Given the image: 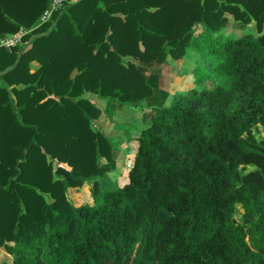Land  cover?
I'll return each mask as SVG.
<instances>
[{
  "label": "trees",
  "instance_id": "trees-1",
  "mask_svg": "<svg viewBox=\"0 0 264 264\" xmlns=\"http://www.w3.org/2000/svg\"><path fill=\"white\" fill-rule=\"evenodd\" d=\"M48 4L0 0V38ZM230 18L257 34L211 35ZM198 25L220 82L150 106L128 182L99 193L116 145L87 93L151 100ZM0 247L3 264H264V0H68L0 47Z\"/></svg>",
  "mask_w": 264,
  "mask_h": 264
},
{
  "label": "rangeland",
  "instance_id": "rangeland-1",
  "mask_svg": "<svg viewBox=\"0 0 264 264\" xmlns=\"http://www.w3.org/2000/svg\"><path fill=\"white\" fill-rule=\"evenodd\" d=\"M39 19L35 23L38 25ZM246 32L257 34L254 23L241 25L230 18L227 26L220 31L211 32L212 36L231 35L239 37ZM195 42L188 47L186 54L180 59L169 58L168 62L156 72L160 75L159 90L151 100L136 102L105 98L94 93H87L92 100L102 108L101 117L94 122L116 145V167L105 175L98 177L99 193L114 190L128 182L126 170L133 163L138 142L136 137L149 125L144 120L150 106H168L173 94L190 88L212 87L220 82L216 71L214 52L207 51L210 39L203 25L194 29ZM164 93L166 95H164ZM92 181H87L83 187L69 188L68 196L74 205L93 204ZM12 255L4 247H0V264L11 261Z\"/></svg>",
  "mask_w": 264,
  "mask_h": 264
},
{
  "label": "built area",
  "instance_id": "built-area-1",
  "mask_svg": "<svg viewBox=\"0 0 264 264\" xmlns=\"http://www.w3.org/2000/svg\"><path fill=\"white\" fill-rule=\"evenodd\" d=\"M68 2V0H49L48 6L39 17L38 25H34L29 30L21 29L19 33L9 34L0 38V47L11 48L22 42L23 36L29 31L33 30L42 23H47L52 20L55 13L59 12Z\"/></svg>",
  "mask_w": 264,
  "mask_h": 264
}]
</instances>
